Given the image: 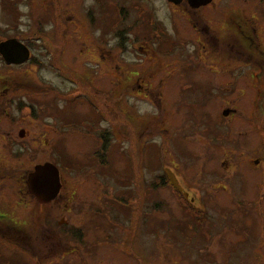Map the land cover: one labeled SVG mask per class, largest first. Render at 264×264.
<instances>
[{
	"label": "rangeland",
	"instance_id": "obj_1",
	"mask_svg": "<svg viewBox=\"0 0 264 264\" xmlns=\"http://www.w3.org/2000/svg\"><path fill=\"white\" fill-rule=\"evenodd\" d=\"M14 37L36 61L0 57V195L22 237L0 264H264V0H0ZM45 163L63 187L41 205Z\"/></svg>",
	"mask_w": 264,
	"mask_h": 264
},
{
	"label": "water",
	"instance_id": "obj_2",
	"mask_svg": "<svg viewBox=\"0 0 264 264\" xmlns=\"http://www.w3.org/2000/svg\"><path fill=\"white\" fill-rule=\"evenodd\" d=\"M214 0H168V2L174 5H181L186 2L188 6L193 10H198L211 4ZM0 54L4 57L5 61L13 64H23L30 58L29 49L16 39H9L0 43ZM229 112H224L227 115ZM165 173L171 180V183L180 191L183 192L185 198L189 200V194L185 193L182 186L185 187V183L181 174L173 167H165ZM27 188L31 195L35 197L37 202L41 205L50 204L54 201L62 189L60 170L52 163H45L43 165H37L34 167L27 177ZM188 190L189 187H185ZM194 193V192H191ZM195 197L196 194L194 193ZM191 207L199 209L200 198L196 197L191 200ZM203 208V207H201Z\"/></svg>",
	"mask_w": 264,
	"mask_h": 264
},
{
	"label": "flooded vegetation",
	"instance_id": "obj_3",
	"mask_svg": "<svg viewBox=\"0 0 264 264\" xmlns=\"http://www.w3.org/2000/svg\"><path fill=\"white\" fill-rule=\"evenodd\" d=\"M214 2V1H213ZM213 2L211 3V4H213ZM184 3V2H183ZM211 4H209V5H207V6H210ZM171 5H174V4H172L171 3ZM207 6H205V7H207ZM205 7H202V8H205ZM201 9V8H200ZM19 38H23V37H18V38H16V37H14V38H7L6 40H9V39H16V40H18L19 42H21V40L19 39ZM31 39H33V38H29V39H22V42L21 43H23L28 49H29V51H30V58H29V60L28 61H26V62H29L30 60H31V58H33V55H32V50H31V45L33 46V45H35V42H34V40H32V41H30ZM6 40H3V41H6ZM3 41H0V43L1 42H3ZM240 46H241V44H240ZM242 47V46H241ZM240 52V53H242L243 55H247V56H253V55H255L253 52H251V53H246L242 48L241 49H239L238 47H237V49H235V52ZM0 57H1V61L3 62V64H4V66H18V65H22V64H13V63H8V62H6L5 61V59H4V57L0 54ZM258 61H259V63L260 64H262L264 61H262V59H258ZM23 64H25V63H23ZM258 79H260V80H262L263 82V84H264V73H263V71H262V73H261V75H258ZM261 101V100H260ZM260 101H259V103H258V107H256V115H255V118L257 119L258 118V115H259V117H261V113H260ZM19 104H21V103H19ZM227 111V110H226ZM226 111H224V112H226ZM21 133H23V132H21ZM2 142H4V140H1ZM3 144H0V146H2ZM176 170L181 174V172L179 171V169H177L176 168ZM61 176V175H60ZM165 176H166V180H167V183L168 184H170L173 188H174V191L175 192H177L178 191V193L180 194V196L182 195L183 197H184V199H186L185 198V196H184V194H183V192H180L172 183H171V180L169 179V177L167 176V174L165 173ZM0 182H1V177H0ZM61 183H62V187H63V181H62V176H61ZM182 188H183V190H184V192L185 193H188L189 194V200H187L186 199V204H191V200L193 201L194 199H196V197H195V195H194V193H191L192 191H190V190H188L187 188H185V187H183L182 186ZM177 190V191H176ZM61 191H62V189H61ZM61 191H60V194H61ZM60 194H59V196H60ZM29 195H31L30 193H29ZM31 198H32V201L33 200H36L35 199V197L33 196V195H31ZM200 198V200H201V196L199 197ZM0 199H2V202H3V204H4V206L7 208V207H10L9 208V210L8 209H3L2 207H1V205H2V203H0V238H2V240H5L6 242H4V243H1V244H3V246H4V249L6 248V251H7V247H6V245L8 244L7 242H10V243H13V244H15V245H17V240H22V237H20V233H19V231L20 230H18V229H16V232L15 231H12L13 229H15V227H13L12 225H9L8 223H5L4 222V219H3V217L5 216V215H7V217H9V216H11V218H13L14 220V222L13 221H11V220H8V221H11V222H13V223H16L17 225H18V219L19 218H17V210L18 209H15V201L16 200H14V201H9L10 199H12V197H11V195L10 194H8V195H6L5 193H4V195L2 196V195H0ZM57 200V199H56ZM55 200V201H56ZM185 201V200H184ZM51 203H53V201L51 202ZM50 203V204H51ZM19 206H20V204H19ZM29 206V205H28ZM191 206V205H190ZM8 232H10L11 233V237H14V238H7L5 235H6V233H8ZM29 240V239H28ZM18 248H21L20 246L18 247ZM22 249V248H21ZM1 263H2V260H1Z\"/></svg>",
	"mask_w": 264,
	"mask_h": 264
},
{
	"label": "trees",
	"instance_id": "obj_4",
	"mask_svg": "<svg viewBox=\"0 0 264 264\" xmlns=\"http://www.w3.org/2000/svg\"><path fill=\"white\" fill-rule=\"evenodd\" d=\"M238 25H237V28H236V30L238 29ZM251 28V27H250ZM235 31V30H234ZM239 34V35H238ZM251 35V33L248 31V30H242V27L240 28V31H238L237 33H236V35H235V37H236V40L241 44V46H242V48H243V50L246 52V53H251V49H253L252 48V46H250V45H252V40H251V38H250V35ZM239 36H241L240 38H239ZM248 42L249 43V46H247L246 44H245V42ZM32 61L34 62V61H36V59L35 58H32ZM261 100V99H260ZM263 104H264V102H263ZM260 107L262 106V101H260ZM177 191V190H176ZM177 194H179L178 193V191L176 192ZM180 195V194H179ZM182 199H184V197L181 195L180 196ZM185 201H186V199H184ZM191 209H193V208H191ZM195 210V209H194ZM28 247V249L30 248L29 246H27ZM33 255H35V253L33 252Z\"/></svg>",
	"mask_w": 264,
	"mask_h": 264
},
{
	"label": "bare ground",
	"instance_id": "obj_5",
	"mask_svg": "<svg viewBox=\"0 0 264 264\" xmlns=\"http://www.w3.org/2000/svg\"><path fill=\"white\" fill-rule=\"evenodd\" d=\"M200 206L203 207V208L205 207V206L203 205V202H201V200H200Z\"/></svg>",
	"mask_w": 264,
	"mask_h": 264
}]
</instances>
